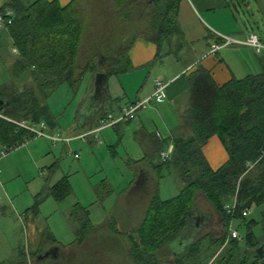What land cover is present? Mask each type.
Masks as SVG:
<instances>
[{"label": "trees", "instance_id": "obj_1", "mask_svg": "<svg viewBox=\"0 0 264 264\" xmlns=\"http://www.w3.org/2000/svg\"><path fill=\"white\" fill-rule=\"evenodd\" d=\"M180 1L114 0V6L122 20H133L134 25L142 26V37L158 46L157 60L161 57L163 43H170L175 36H181L177 23ZM85 9L81 0H72L66 6L49 0L31 3L7 0L3 13L7 10L13 15L11 24L5 30L18 51L13 74L16 78L29 79L32 85L28 87V83H24L23 90H20L17 82L12 81L0 87V100L10 102L1 112L4 118H0V140L6 146L28 137L26 131L17 129L8 119L44 121L55 127L57 124L47 103L50 94L63 84H78L85 72L94 71L91 63L80 70V48L89 19ZM135 14L140 16L139 21H136ZM119 56L112 68L107 69V76L131 71L128 50L123 49ZM188 79L189 105L181 119V129L188 136L173 138L172 159L156 166L178 167L185 185L179 195L171 199L161 200L158 195L154 197L134 232L136 236L133 232L126 236L130 258L134 264H161L155 253L163 246H169L186 229L196 193L201 192L223 224L224 236L217 243L226 241L231 222L242 220L241 226L246 229V246L244 258L238 264H264V250L263 255L260 252L254 256L251 254L261 244L264 245V211L260 238L252 232L257 222L253 219L247 221V217L242 216L244 210L264 205V71L242 79L232 78L228 83L218 85L210 70L198 66ZM213 136L220 139L229 157L216 170L210 167L203 151ZM162 147L156 150L159 156L164 151ZM70 193L68 178L64 177L49 189L45 197L52 196L59 201ZM234 198L237 201L236 210L229 214L225 206ZM38 205L39 200L28 212L38 215ZM78 205L74 210L79 209ZM81 208V215H71L79 222L74 242L79 246L92 237L97 238L100 230L92 227L89 210ZM108 229L116 236L122 235L116 223H111ZM41 239L39 251L31 254L20 251L16 261L3 264H31L27 260L30 257L34 264H45L50 256L41 259L45 253L42 251L47 246L58 245L49 230L41 234ZM229 243L231 247L227 252L230 261L234 257L232 251L236 253L241 248L237 240ZM199 244L200 240H197L186 254H173V261L170 262L184 264L183 258L198 253ZM57 261L51 264H63ZM222 261L224 263L226 258Z\"/></svg>", "mask_w": 264, "mask_h": 264}, {"label": "crops", "instance_id": "obj_2", "mask_svg": "<svg viewBox=\"0 0 264 264\" xmlns=\"http://www.w3.org/2000/svg\"><path fill=\"white\" fill-rule=\"evenodd\" d=\"M49 1H57L61 6H66L72 2V0ZM96 1L98 0L84 1L85 8L89 12V19H92V21L88 19L84 36L89 30V35H99V41H101L102 36H107L106 38H109V42L96 47L92 36H88L89 43L86 42V45L88 44L86 51L88 53L90 51L96 52L94 58H96L97 54L99 56L100 53H103L100 55L101 67H97L95 72L90 71V85L92 83L93 89L87 93L86 97L90 95L89 108L91 109L88 110L84 118L81 117L80 124L72 127L68 132H63L60 130L50 108L57 125L50 127L47 124L48 132H59L63 136L70 137L82 133H77L82 130L89 131L96 129L99 126L100 120L108 113L119 111L131 103L151 96L154 92L155 80L167 83L166 96L162 101L140 112L128 123L119 124L115 128H108L113 129L116 133L115 135L118 138L117 143L126 144L125 163L132 164L131 171L134 173L136 179L132 191L146 185L144 197L139 199L137 195L136 198L132 197L131 200L132 206L136 205L134 208L136 212L131 214V219L135 220L140 217L138 220L140 224L154 197L156 195L160 197V181H151L150 183V177L153 173L157 174V178H161L160 169L164 167L156 168V165L152 162L156 155V150L159 146L162 147L164 145L162 150L166 151L173 145V138L188 136V133L181 129V119L189 105V75L198 66H202L212 72L218 85L228 83L232 78L242 79L248 75H257L264 71V52L257 55L250 48L230 47L221 50L215 58L203 59L213 42L218 39V36H232L241 39L249 33H255L251 29V24L245 26L246 31H243L236 25L235 12L238 10L233 7L231 0H181L177 13V23L181 36H175L170 43H163L160 51L161 57L157 60H155V57L158 46L154 42L142 37L140 34L143 30L142 26L134 25L135 21L133 20L124 22L126 24L121 26L120 29L118 27H111L110 29L103 27L100 30H93L97 27V23L98 26L102 23V21H97L98 19H102L101 16H95L93 11H91V5ZM112 1L114 2V0ZM242 1L245 2L246 0ZM6 3L7 0H0V13H3L5 10ZM113 8L115 9V7ZM115 12L118 14L117 10ZM247 16L248 18H255V14L252 11ZM118 17L120 18L119 15ZM139 17L138 14L135 16L137 18L136 21H139ZM250 20L253 21V19ZM91 24H93V27H91ZM112 25L113 22L111 21L110 26ZM259 37L264 42V32ZM83 39L80 48V59L84 49ZM8 48L15 55L14 59L10 56L11 61L7 59L9 55ZM124 48L128 50L129 64L132 66L131 71L107 76L105 85L100 91L96 92V74H106L109 67L105 68L104 65L113 60L112 58L107 59L106 55L111 50L121 51ZM15 49L8 31L0 29V87L15 81L21 90L24 83L31 81L25 78L14 77V66L18 58V53L14 52ZM88 64L90 63L86 62L85 67ZM80 66H83V63H80ZM1 112L0 118H4ZM123 126L126 128H123ZM108 129L101 130L97 136ZM89 139H93L89 143L94 141L93 143L97 145L101 144L99 137L98 140H95L93 137ZM108 139L110 141L111 133L108 135ZM34 145L27 146L26 152L14 153L6 158H0V264L16 261L19 252H25L26 240L32 238L33 241L41 243V234L48 230L44 225H37L38 215L31 214L30 216L28 210L32 207L27 208L24 199L19 201V195L21 194L19 189L22 188L24 190L28 188L26 184L29 185L30 182L28 180V173L30 172L27 170L28 162L30 163L28 165L29 169H31L32 165L35 169L39 168V161L34 151H32L35 149ZM3 146L6 145L0 140V150ZM203 151L213 170L220 168L229 158L227 150L217 136L209 139ZM141 205H145L146 207H142ZM193 205H196L197 210H200V206L202 205L209 208V210L204 211L201 209L198 213L192 207L191 213L193 217L203 216V212L205 211L210 212L208 213L209 220L210 218L213 220L219 217L201 192L196 193ZM122 207L125 208L126 206ZM195 212L196 215L194 216ZM194 220L195 218L192 219V226L196 223ZM219 222L222 224L220 217ZM197 224L201 225V222ZM188 226L189 221L186 229L181 234L188 230ZM205 236L208 237L209 234ZM116 237L120 238L121 236L118 235ZM58 247L49 248L46 252L57 250L59 253Z\"/></svg>", "mask_w": 264, "mask_h": 264}, {"label": "rangeland", "instance_id": "obj_3", "mask_svg": "<svg viewBox=\"0 0 264 264\" xmlns=\"http://www.w3.org/2000/svg\"><path fill=\"white\" fill-rule=\"evenodd\" d=\"M21 1L23 3H31L35 0ZM84 1L81 0V3L85 7ZM231 4L238 10L235 13L236 25L239 28L246 31L245 26L251 24V29L255 34L259 36L263 34L264 0H246L245 2L242 0H231ZM113 7L115 6L112 0H106V3L105 0H98L92 3L91 11H93L95 16H101L102 18L97 20L102 21V23L99 26L97 23V27L93 30H100L103 27L106 29L118 27L120 29L121 26L126 24L124 23V19L122 20L118 17L119 13L117 14L115 12L116 9ZM251 11L255 14V18H248L247 15ZM85 13L89 17L87 8ZM250 19H253V21ZM111 21L113 22L112 26H110ZM88 36H92L89 35V30L83 39L84 49L80 59V63H83V66L80 67V70H84L85 63L89 62L94 67L95 72L97 67H101L100 55L103 53H100L99 56L97 54L96 58H94L95 51H90L89 53L86 51L88 48L86 42L89 43ZM106 37L102 36L101 41H99V35L95 34L92 36L93 43H95L96 47H99L103 43L109 42V38ZM8 50L9 55L7 54V59L11 61V57L14 59L15 55L12 54L10 48ZM119 53L120 50L108 52L106 58H112L113 60L106 63L104 65L105 68H112V64L120 57ZM89 58L91 59L90 61ZM124 62L125 60L122 61V63ZM90 78L91 73L85 72L78 84L74 86L63 84L48 97L47 103L61 131L68 132L72 127L80 124L81 117L84 118L88 110L91 109L89 108L90 95L86 97L87 93L93 89L92 83L90 85ZM29 85H32V82H29L27 86L29 87ZM123 128L126 127L123 126ZM80 132L86 133L87 130L77 133ZM110 133L111 139L109 141L108 135ZM115 134L113 129H108L99 134L100 145L93 143L94 141L89 143V141L93 140L89 139L85 143L82 141L72 142L70 147L62 142L53 145L49 140L44 138L32 139L14 152L15 154L26 152L25 150L30 145L35 144V149L32 151H34L39 161V168L35 169L32 165L31 169H29L28 165L30 163L28 162L27 170L28 172L30 171L28 173V180L30 182L29 185L26 184L28 188L24 190L22 188L19 189L21 191L19 201L24 199L26 207L29 208L34 206L36 201L39 200L37 225H44L53 234L59 246V256L55 258L50 256L45 264H51L57 260V262L63 264H134L129 255V242L126 236L132 232H136L141 222L140 224L138 222L140 217L135 220L131 219V214L136 212L134 209L136 205L132 206L131 200L132 197L136 198L137 195L139 199L144 197L146 185L132 191L136 183L135 175L131 171L132 164L125 163L126 144L117 143L118 138ZM75 155H78V157L76 158ZM152 162L156 166L162 163L160 156L157 154L154 156ZM160 170L161 178H157V174L153 173L150 177V183L151 181H160L159 195L161 199L168 200L179 195L185 185L182 181L179 168L164 165ZM66 176H68L71 193L64 200L59 201L55 200L52 196L45 197L49 189ZM76 204H79V209L74 210ZM81 206L89 210L92 227L95 230H103H99L97 238L93 239L92 237L79 246L74 244L79 222L75 221L71 215L73 213L81 215ZM122 206L126 207L123 208ZM141 206L146 207L145 205ZM192 207L198 213L201 209L202 211L209 210L204 205L200 206V210L196 209V205ZM263 211L264 205L252 206L248 209L249 215L246 219L247 221L253 219L257 222L252 228V232L258 238L263 234L261 224ZM208 213L210 212H203V215L207 217L205 218L204 225L201 223V228H196L194 227L195 225L192 226L191 219L189 221L190 227L188 226V230L185 233L179 235L169 246H163L155 253L156 258L161 261V264H170L169 262L173 261L174 253L179 255L186 254L189 247L197 240H200L198 253L183 258L184 264H238L244 258L243 252L246 245L245 243H240L241 249H237L236 253L232 251L234 257L230 261L228 260L229 252L227 251H230V243H217V240L224 236L223 224L219 222V217L213 220L210 218L209 220ZM111 223L117 224V229L122 234L120 238L116 237L108 229ZM241 223L242 220H234L232 225L234 230H238L244 236L246 229L241 226ZM207 234L209 236L202 240V237L204 238ZM134 236H136L135 233ZM39 246V242L29 238L26 240L24 250L26 254H31L32 252L39 251ZM49 248L52 247L47 246L42 253L46 252L47 249L49 250ZM225 258L226 261L223 263L222 260ZM27 260L31 264H34L31 257Z\"/></svg>", "mask_w": 264, "mask_h": 264}, {"label": "built area", "instance_id": "obj_4", "mask_svg": "<svg viewBox=\"0 0 264 264\" xmlns=\"http://www.w3.org/2000/svg\"><path fill=\"white\" fill-rule=\"evenodd\" d=\"M11 11H6L4 13H0V29H5L7 25L11 24ZM230 47H246L252 49L257 55H260L264 52V42L261 38L255 33H249L241 39L234 38L232 36H218V39L213 42L208 53L203 57V59L207 58H215L217 54L225 49ZM15 53L18 51L15 49ZM154 92L151 96L138 100L134 103H131L119 111H115L112 113H108L103 119L100 120L99 126L96 129H92L87 131L86 133H80L76 136H63L59 132L57 133H49L48 125L46 122H33L30 120H12L8 119L9 122L14 124L17 129L24 130L28 133V137L25 138L22 142L3 146L0 150V158H6L17 151L22 146L26 145L32 139L44 138L49 140L53 145H56L59 142L64 143L66 146L70 147V144L73 141H82L83 143L87 142L90 137L98 140L97 134L104 129L115 128L119 124L128 123L132 119H134L140 112L145 111L151 108L155 103L162 101L166 96V88L168 86L167 83L162 82L160 80H155L154 82ZM173 153V145L167 151H163L160 153V159L163 163H166L172 159ZM77 158L78 155H75ZM250 167H252L250 165ZM237 201L234 198L231 204L225 206V209L229 214H233L236 210ZM248 210H244L242 212L243 217H248ZM233 222L230 223L226 236V244H228L232 240H237L240 243L245 242V238L240 234L238 230L233 229Z\"/></svg>", "mask_w": 264, "mask_h": 264}, {"label": "water", "instance_id": "obj_5", "mask_svg": "<svg viewBox=\"0 0 264 264\" xmlns=\"http://www.w3.org/2000/svg\"><path fill=\"white\" fill-rule=\"evenodd\" d=\"M106 80H107V75L105 74V73H98V74H96V81H95V86H96V92L97 91H100V89L105 85V82H106ZM9 101L8 100H0V112L5 108V107H7L8 105H9ZM196 215V212H195V214H194V216ZM207 216H198V217H193V214L192 213H190V217H189V221L191 220V219H193V218H195V222L196 223H194V227H196V228H201L202 227V225H198L197 223L198 222H201L203 225H204V221H205V218H206ZM189 227H190V225H189ZM264 250V245L263 244H261V246L260 247H258L255 251H254V253L253 252H251V254L254 256L255 255V253H262V255H263V251ZM54 251H56V250H54ZM50 253H51V251H49V252H46V253H44V255L43 256H41L40 258L42 259L43 257H48L49 255H50ZM175 254V253H174ZM176 255H179V254H176ZM58 257V256H57ZM170 264H172L171 262H169Z\"/></svg>", "mask_w": 264, "mask_h": 264}, {"label": "flooded vegetation", "instance_id": "obj_6", "mask_svg": "<svg viewBox=\"0 0 264 264\" xmlns=\"http://www.w3.org/2000/svg\"><path fill=\"white\" fill-rule=\"evenodd\" d=\"M46 253V252H45ZM57 255H58V252H57V250L56 251H51V253H50V255L49 256H54V257H57Z\"/></svg>", "mask_w": 264, "mask_h": 264}]
</instances>
